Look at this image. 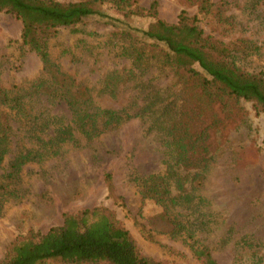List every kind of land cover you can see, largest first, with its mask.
I'll return each mask as SVG.
<instances>
[{
  "label": "rangeland",
  "instance_id": "1",
  "mask_svg": "<svg viewBox=\"0 0 264 264\" xmlns=\"http://www.w3.org/2000/svg\"><path fill=\"white\" fill-rule=\"evenodd\" d=\"M151 1L136 0L131 8L148 7ZM157 1L160 19L174 23L185 10L196 16L206 36L230 48L242 70L264 72V0H214L226 2L221 18L198 12L195 0ZM100 9L121 21L94 15L75 27H59L48 36L47 50L64 72L91 89L95 105L117 112L123 123L91 140L74 131L75 142L54 148L56 153L41 162L23 165L19 178L0 193V261L15 240L61 225L65 212L104 206L142 255L164 264H203L189 243L205 247L217 264H264V112L251 101L233 103L207 93L182 77L181 70L174 73L165 66L162 45L130 28H146L153 18L124 16L107 4ZM21 30L19 19L0 11L3 88L26 87L43 74L40 58L23 44ZM132 37L143 51L139 62L126 54ZM33 106L45 117H56L53 122L72 118L63 101L43 99ZM21 121L11 122V152L0 164V177L18 148L45 150ZM173 139L186 145L189 164L180 168L182 176L206 164L203 188L182 209L192 223L188 242L165 232L166 224L156 219L160 207L142 200L136 182L165 172ZM105 173L111 174L112 194Z\"/></svg>",
  "mask_w": 264,
  "mask_h": 264
},
{
  "label": "trees",
  "instance_id": "2",
  "mask_svg": "<svg viewBox=\"0 0 264 264\" xmlns=\"http://www.w3.org/2000/svg\"><path fill=\"white\" fill-rule=\"evenodd\" d=\"M135 1L0 0V11L8 12L21 21V40L38 55L43 70V74L26 87L0 86V164L11 152L12 120H23L21 122L29 124L38 143L45 149L23 151L18 148L0 177V193L6 192L8 185L19 178L24 164L41 162L46 154L56 153L54 148H59L65 142H75L74 131L91 140L112 126L123 123L122 116L119 117L117 112L95 105L91 89L64 72L50 58L47 50L48 36L59 27H75L94 15L113 22L121 21L101 11L100 7L105 4L117 12H124V16L133 14L153 18L146 28L130 27L131 31L161 44L162 63L174 73L181 70L182 77L188 76L205 92L226 97L233 103L251 101L259 111L264 112V72L250 73L237 66L230 48L206 36L197 24L196 16H189L182 10L177 21L169 23L157 16V0H152L148 7L138 5L131 8ZM195 1L198 12L212 13L218 18H221L226 4L214 0ZM122 36L128 38L125 33ZM131 42L133 47L130 45L126 54L134 56L135 61L139 62L143 51L134 44L133 37ZM195 67H199L203 73H199ZM43 99L63 101L72 118L62 123L61 119L53 122L56 117L43 116V111H37L33 106ZM49 122L53 123L52 127ZM48 130L51 132L48 133ZM43 134L47 135V139ZM169 144L172 148L170 157L165 161V172L138 177L136 182L142 200L160 207L156 219L166 224L165 232L188 242L193 238L192 223L185 220L182 209L190 204L194 192L203 188L206 164L191 176H182L180 168L189 164L186 145L181 139H173ZM103 180L109 194H112L114 184L111 174L105 173ZM185 183H188V187H184ZM189 244L203 264H217L205 247ZM57 263L164 264L142 255L129 231L118 225L104 206L85 208L76 214L65 212L61 225L51 227L45 233L30 232L15 240L0 261V264Z\"/></svg>",
  "mask_w": 264,
  "mask_h": 264
}]
</instances>
